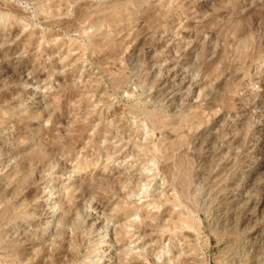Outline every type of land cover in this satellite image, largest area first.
<instances>
[{
  "label": "rangeland",
  "instance_id": "1",
  "mask_svg": "<svg viewBox=\"0 0 264 264\" xmlns=\"http://www.w3.org/2000/svg\"><path fill=\"white\" fill-rule=\"evenodd\" d=\"M0 264H264V0H0Z\"/></svg>",
  "mask_w": 264,
  "mask_h": 264
}]
</instances>
